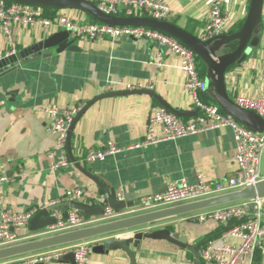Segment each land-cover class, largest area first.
<instances>
[{"label": "crops", "instance_id": "obj_1", "mask_svg": "<svg viewBox=\"0 0 264 264\" xmlns=\"http://www.w3.org/2000/svg\"><path fill=\"white\" fill-rule=\"evenodd\" d=\"M165 1L171 8L166 21L194 36L203 37L211 0ZM224 6L232 15V24L225 34H231L239 30L234 29L242 21L244 23L250 0L224 1ZM54 13L64 14L78 22H95L93 17L76 9H60ZM128 16L120 14V17ZM132 16L145 17V13L137 11ZM58 32L65 31L51 29L49 34H45L39 27H16L15 50H22ZM259 36V46L250 51L246 61L234 65L226 73V86L233 101L238 95L264 97V13ZM70 40L75 41L80 51L58 53L56 47L51 48L44 51L40 61L18 62L13 70L0 77V173L12 180L0 193V212L5 208L20 213L41 210L62 202L66 193L75 189L84 191L85 204L99 205L100 188L76 164L95 176L111 194H121V200L131 196L136 202L134 206L148 195L164 192L169 182L175 180L212 184L226 181L234 174L236 146L231 128L131 148L144 141L149 118L158 109L174 113L169 109L173 108L184 113L181 118L186 122L201 117L200 112L196 113L192 97L184 90L187 78L180 69V59L176 54L149 40L123 38L83 42L71 34ZM11 49L0 28V57ZM118 82L144 87L152 84L153 89L148 91L154 96L133 94L96 101L75 127L72 136L75 163L66 170L52 171L48 154L54 148L55 139L46 129L49 117L38 108H75L86 106L104 94L128 92L124 87L115 88L121 85ZM214 94V88L210 86L203 94V100L210 104L211 100L215 101ZM156 131L161 133V128L157 127ZM110 142L122 152L107 156L103 162H86L85 154L89 150L105 149ZM142 229L144 232L164 229L184 232L188 246L183 249L166 240L145 239L139 248L132 247L136 264H203L197 255L199 244L206 237L220 232L216 223L199 224L186 216L156 222ZM16 233L23 239L20 244L32 240L25 239L32 235L29 226L16 229ZM133 235L131 232L113 238L112 235H104L94 239L110 238L112 243ZM219 237L213 240L220 243ZM229 243L238 245L240 241L230 238ZM97 245L103 243L91 248L88 264H132L123 250H110L109 245H103V253L94 252ZM65 246L68 245L32 254L60 250ZM40 264L72 262L61 259Z\"/></svg>", "mask_w": 264, "mask_h": 264}, {"label": "built area", "instance_id": "obj_2", "mask_svg": "<svg viewBox=\"0 0 264 264\" xmlns=\"http://www.w3.org/2000/svg\"><path fill=\"white\" fill-rule=\"evenodd\" d=\"M83 1L94 3L101 12L116 17H120L122 13L129 15L128 17H133L134 12L142 11L147 18L166 21L171 15V8L165 0ZM224 1L236 0H211L207 27L202 37L204 41L216 39L225 34L228 26L232 24V15L224 6ZM16 27L24 29L39 27L45 34H49L51 29H58L69 32L83 42L118 41L123 38L149 40L161 48L173 52L179 57L180 69L187 78L184 90L192 97L193 105L199 110L201 117L195 121L186 122L164 108L158 109L149 118L144 141L132 145L131 148L151 146L222 128L233 130L236 146L234 174L226 181L212 184L199 181L192 184L185 179L175 180L169 182L164 192L148 195L132 208L122 211H113L107 208L102 216L95 218L81 217L72 210L66 214L54 211L51 216L55 223L47 227L42 235L53 236L125 217L197 202L241 191L248 186H256L264 181L261 174L264 132L252 131L229 117L218 105L208 104L203 100V94L208 92L210 87H208L206 79L200 75L197 55L174 37L147 27L78 22L61 13L50 17L43 8L0 0V28L8 44L12 46L6 55L16 52L14 35ZM118 83L121 85L115 88L124 87L126 91L153 89L152 84L144 87L142 85L124 84L123 82ZM234 102L240 108L254 112L264 120V97L238 95ZM84 107L85 105L67 109L53 106L38 108L39 112L49 117L46 129L55 139L54 148L48 154L52 171L66 170L73 164L68 152V135L73 120ZM157 127L161 128V133H157ZM120 152L122 149L110 142L105 149L89 150L85 154V160L89 164L103 162L107 156ZM11 181L5 174L0 173V193H2L3 187ZM121 196V194L118 195L120 200L122 199ZM84 198L85 194L82 189L69 190L62 202H83ZM39 211L33 209L20 213L10 208L2 209L0 212V249L20 244L23 239L18 236L16 229L28 227ZM186 218L199 224L216 223L221 230L220 243L211 239L198 249L199 259L203 264H254L257 251L262 250L264 252V198L243 200L216 209L202 210L186 215ZM33 235L25 239H31ZM230 238H236L240 243L231 245L229 243ZM101 242L108 246L110 238L85 240L65 246L60 250L30 254L17 260L0 261V264H40L47 261H59L69 252H74L76 264H88L91 248Z\"/></svg>", "mask_w": 264, "mask_h": 264}, {"label": "water", "instance_id": "obj_3", "mask_svg": "<svg viewBox=\"0 0 264 264\" xmlns=\"http://www.w3.org/2000/svg\"><path fill=\"white\" fill-rule=\"evenodd\" d=\"M13 3H19L31 7H39L43 9H76L85 12L93 17L97 22L111 26H140L159 30L170 35L183 43L185 46L195 52L197 57L204 63L207 69L206 82L208 87L214 88V100L216 104L231 118L235 119L242 125L254 132H264V120L254 112L240 108L229 96L226 86V73L234 65L243 64L250 51L260 44V32L263 27L264 0H250L248 14L244 20L242 27L231 34H223L216 39L203 40L197 36L190 34L184 29L174 25L168 21L154 20L147 17H116L101 12L94 3L83 0H8ZM233 48L230 52L228 49ZM57 48V52L61 53L65 50L80 51L79 46L74 40H70L69 32H58L54 35L36 42L22 50L16 51L14 54L0 57V77L15 68V64L21 61L33 63L42 59L44 51L51 48ZM133 94H147L154 96L148 90H135L123 93L104 94L92 100L87 104L80 113L75 117L69 130L68 135V152L70 159L75 163L72 153V136L75 127L80 118L86 111L98 100L114 97L126 96ZM168 107L166 104H164ZM180 117H184V113H180L173 108H169ZM199 110L196 109V113ZM77 168L90 178L100 189L99 205L92 206L84 202H59L52 206L41 209L31 220L29 232L33 235L31 241L0 249V261H5L19 256L29 255L38 251L49 248H56L63 245L78 243L85 240H91L99 236L112 235L115 236L134 233L132 237L124 238L121 241H113L109 244L110 250H123L131 259L132 264H136L132 247L139 248L145 239L149 240H166L183 249L188 246L186 234L181 231L172 232L170 229L157 230L153 232H144L145 226L152 225L156 222L186 216L202 210L210 209L217 206L228 205L243 200H252L255 198H264V181L256 186H248L237 192L215 196L182 204L171 208L157 210L145 214L121 218L119 220L110 221L103 224L94 225L53 236H44L42 232L55 223L51 213L60 211L68 213L76 211L81 217L95 218L103 215L107 208L113 211H122L134 207L135 199L131 196H125L120 200L116 194L111 192L99 181L84 169L80 164H76ZM105 247L97 245L94 252L103 253ZM198 255V254H197ZM199 258V255H198ZM62 260H69L75 263L74 252H69L62 257ZM61 261V259L59 260Z\"/></svg>", "mask_w": 264, "mask_h": 264}, {"label": "trees", "instance_id": "obj_4", "mask_svg": "<svg viewBox=\"0 0 264 264\" xmlns=\"http://www.w3.org/2000/svg\"><path fill=\"white\" fill-rule=\"evenodd\" d=\"M8 3H11V2L8 1ZM45 10L47 12V15L50 16V17H53L56 14L54 12L57 11V9H45ZM95 22H97V21L95 20ZM242 25H243V21L234 30L240 29ZM231 50H233L232 46H231L230 50L228 49V52H230ZM197 60H199V62H198V69H199L200 75L204 78L205 75H206V67H205L204 63L198 57H197ZM205 102L209 104V102H207V101H205ZM210 104H215V101L211 100ZM220 234H221V230H220V232H217L216 235L206 237L199 244L198 248H200L202 245H204L205 243H207L209 240L215 239L216 237H219ZM263 263H264V252L262 250H258L257 253H256V256H255V263L254 264H263Z\"/></svg>", "mask_w": 264, "mask_h": 264}, {"label": "rangeland", "instance_id": "obj_5", "mask_svg": "<svg viewBox=\"0 0 264 264\" xmlns=\"http://www.w3.org/2000/svg\"><path fill=\"white\" fill-rule=\"evenodd\" d=\"M198 62H199V60H198ZM261 173L264 176V154H263V157H262ZM219 207H221V206H217V207H213V208L216 209V208H219Z\"/></svg>", "mask_w": 264, "mask_h": 264}]
</instances>
